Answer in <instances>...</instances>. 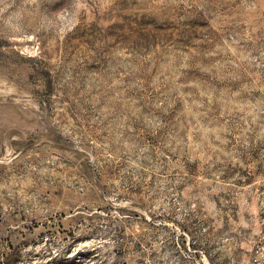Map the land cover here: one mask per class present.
Instances as JSON below:
<instances>
[{
  "label": "rangeland",
  "instance_id": "374dc122",
  "mask_svg": "<svg viewBox=\"0 0 264 264\" xmlns=\"http://www.w3.org/2000/svg\"><path fill=\"white\" fill-rule=\"evenodd\" d=\"M0 264H264V0H0Z\"/></svg>",
  "mask_w": 264,
  "mask_h": 264
}]
</instances>
